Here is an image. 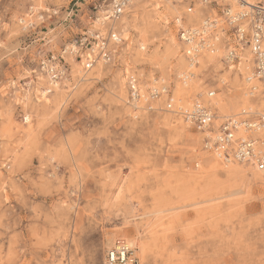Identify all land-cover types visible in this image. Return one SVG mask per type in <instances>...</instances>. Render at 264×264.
<instances>
[{"label": "rangeland", "instance_id": "obj_1", "mask_svg": "<svg viewBox=\"0 0 264 264\" xmlns=\"http://www.w3.org/2000/svg\"><path fill=\"white\" fill-rule=\"evenodd\" d=\"M98 1L0 0V264H101L116 238L140 264H264V171L207 164L214 156L180 119L125 104L134 73L168 79L183 107L214 90L218 117L247 105L218 61L193 69L187 89L176 82L187 69L171 23L180 8L136 0L115 24L126 42L113 63L83 72L64 57L66 80L48 85L40 63Z\"/></svg>", "mask_w": 264, "mask_h": 264}, {"label": "built area", "instance_id": "obj_2", "mask_svg": "<svg viewBox=\"0 0 264 264\" xmlns=\"http://www.w3.org/2000/svg\"><path fill=\"white\" fill-rule=\"evenodd\" d=\"M136 0H99L84 15L83 27L60 55L40 63L50 85L65 81L68 66L64 57L77 62L83 72L97 64L113 63L126 42L118 23ZM177 11L171 23L176 28L187 69L175 75L187 89L196 77L192 71L207 56L222 70L240 78L248 104L232 115L218 117L211 103L215 91L198 92L188 107L177 104L174 84L166 78L141 82L134 73L125 74V104L138 113H169L201 136L202 150L226 165L229 163L264 171V0H163ZM30 13L33 8H30ZM26 28L30 20H20ZM248 57V59H247ZM222 83V82H221ZM101 264H140L129 241L114 239Z\"/></svg>", "mask_w": 264, "mask_h": 264}, {"label": "bare ground", "instance_id": "obj_3", "mask_svg": "<svg viewBox=\"0 0 264 264\" xmlns=\"http://www.w3.org/2000/svg\"><path fill=\"white\" fill-rule=\"evenodd\" d=\"M250 2H254L255 0H249ZM134 7V6H133ZM167 7H169V6H167ZM156 8H157V6H156ZM167 9H169L171 12H173L174 11V8H172V7H169V8H167ZM167 45V44H166ZM174 45V44H173ZM173 47V46H172ZM170 48V47H169ZM174 51V50H173ZM181 51V50H180ZM171 52V51H170ZM177 52V51H176ZM173 54L175 53V52H172ZM176 54V53H175ZM177 55V54H176ZM169 56V55H168ZM172 55H170V57H171ZM182 56V55H181ZM174 57V56H173ZM247 59H248V57H247ZM166 61V60H165ZM210 61H212V58L210 57V56H207L204 60H202V61H200V63H199V66L200 67H202L203 65H205V62H210ZM162 63V62H161ZM166 63V62H165ZM181 67L183 66V64H184V61H183V59H181L180 58V60H179V63H178ZM160 66V65H159ZM77 68V65H75L74 64V67H73V69L75 70ZM169 68V67H168ZM73 70V71H74ZM74 73V72H73ZM236 75V74H235ZM42 84H44L45 82L43 81V79H42ZM46 83H48L47 81H46ZM39 85V84H38ZM48 85L50 86V83H48ZM57 86V85H56ZM194 86V85H193ZM51 88V87H50ZM53 88V87H52ZM192 88V87H191ZM46 90V89H45ZM44 94H45V92H42L41 93V95L42 96H44ZM244 96V95H243ZM213 102H215V101H213ZM242 103H244L245 105L246 104H248V102H247V99L245 98L244 99V101L242 102ZM215 105H217V108H219V110H220V113L223 115V114H225L227 111H225V108H224V106L222 105H220V104H218V103H216L215 102ZM236 105V104H235ZM240 106H241V104H239ZM244 105V106H245ZM238 106L236 105L235 106V108H237ZM229 113V112H228ZM204 161L207 163V164H212L213 162H217L218 163V161L215 159V158H212V156H210V157H208V158H206V159H204ZM232 164L233 163H229V164H226V166H229V165H231L232 166ZM228 172V171H227Z\"/></svg>", "mask_w": 264, "mask_h": 264}]
</instances>
